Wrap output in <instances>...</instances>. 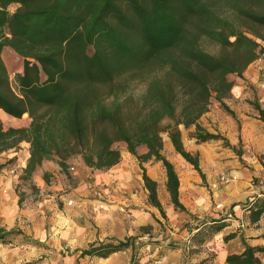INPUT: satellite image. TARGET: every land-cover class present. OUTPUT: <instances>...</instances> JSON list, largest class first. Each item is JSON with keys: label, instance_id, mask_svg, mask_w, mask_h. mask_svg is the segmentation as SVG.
Returning a JSON list of instances; mask_svg holds the SVG:
<instances>
[{"label": "crops", "instance_id": "0c3cea01", "mask_svg": "<svg viewBox=\"0 0 264 264\" xmlns=\"http://www.w3.org/2000/svg\"><path fill=\"white\" fill-rule=\"evenodd\" d=\"M261 63L258 58L241 76L227 75L224 86L228 95L220 99L213 97L210 110L200 118L201 126L217 135L216 138L199 140L196 126H181L184 147L197 159L198 168L180 153L174 159H167L178 174L179 201L185 209L172 202L166 170L159 161H154L147 175L158 184L163 211L150 204L144 179H133L132 169L125 163L112 166L106 173L93 174L96 184L110 187L111 197L102 200L87 189L86 176L82 173L76 176L73 190L60 193L67 185L62 169L53 161H45L38 172L37 186L42 194L51 190L53 195H43L42 200L22 205L18 179L6 167L14 156L24 160L22 164L26 167L29 150L2 151L0 227L7 232L17 229L21 233H11L6 243H0V264L36 261L37 264H230L228 256L241 254L246 244L264 248ZM9 118L0 109V122L5 129ZM187 131L195 133L189 136ZM165 144L168 150L174 147L170 138ZM42 170L55 176L53 184L44 181ZM135 185L141 188L138 201L126 196ZM193 216H198L201 223L188 243L191 232L185 224L192 222ZM214 224L222 226L211 227ZM208 228L212 231L207 233ZM143 233L149 236L148 241L142 239ZM128 237H137L135 252L129 247L106 255H82L93 242L118 243ZM258 256L264 263V251Z\"/></svg>", "mask_w": 264, "mask_h": 264}, {"label": "trees", "instance_id": "16d2710c", "mask_svg": "<svg viewBox=\"0 0 264 264\" xmlns=\"http://www.w3.org/2000/svg\"><path fill=\"white\" fill-rule=\"evenodd\" d=\"M13 4L18 8L12 13L9 7ZM220 4L227 10L220 12ZM10 24L39 28L54 39L81 32L82 42L67 38L61 40L62 46L66 55L85 68L99 84L101 90L95 105L110 115L131 112L152 94L155 96V114L161 125L148 143L166 168L167 190L172 202L185 209L179 201L178 174L161 153L163 139L160 134L167 132L175 149L198 168L197 159L184 147L181 126H196L199 140L217 137L201 126L200 118L210 110L213 97L220 99L228 95L224 86L226 76H241L259 58L263 50L261 42H264V0H0V52L9 43L7 29ZM85 45L93 47L92 56L88 55ZM151 53L157 57L154 68L138 70L139 64ZM44 56L45 70L58 74L59 70L48 66L58 68L52 60L53 55ZM5 82L0 63V109L20 116L23 107L16 96L6 90ZM138 82H149L145 95L130 91ZM32 95L50 110L75 103L65 111V119L71 126L72 148L84 153L88 166L109 169L120 162L118 148L109 146L93 152L91 143L85 139V115L76 104L79 99L68 98L62 89L47 86L34 87ZM32 105L33 102H28L24 106L29 109ZM259 110L264 120V111ZM30 128L35 129L33 123ZM28 131L25 128L5 130L0 124V153L12 144L13 138L19 140ZM62 138L50 137L49 133L43 138L38 135L31 138L32 154L26 171L52 158L53 154L63 156L69 139ZM60 164L65 167L64 163ZM144 181L149 192L148 201L163 211L157 182L147 174ZM192 219L201 222L198 216ZM221 226L214 225L215 228ZM0 232L5 233L2 238L12 233L2 227ZM136 239L128 237L118 243L96 241L83 250L82 255H106L129 247L135 252ZM262 251L264 248L246 244L244 252L229 255L227 261L230 264H264L258 256Z\"/></svg>", "mask_w": 264, "mask_h": 264}, {"label": "rangeland", "instance_id": "374dc122", "mask_svg": "<svg viewBox=\"0 0 264 264\" xmlns=\"http://www.w3.org/2000/svg\"><path fill=\"white\" fill-rule=\"evenodd\" d=\"M17 8L18 5L13 4L9 7V10L13 13ZM218 10L224 12L227 10V7L220 4L218 5ZM7 35L9 37V43L0 52L1 70L5 76L6 90L16 96L20 105L23 107V112L20 116L10 115L9 122L5 124L7 129L25 128L29 131L28 134L23 133L25 138L23 135L19 140L13 138L12 144L3 151L13 149L15 153H18L20 150L28 148L30 156L27 160V167L32 154L31 138L36 135L43 138L45 133H49L50 137H63L62 139H66V141L67 138L69 139L63 156L58 153L53 154L54 156L52 158L38 162L34 169L28 172L25 167L23 172L19 174V177L16 178L18 179L17 191H19L18 195L20 196L21 204L23 205V203L28 201L42 200L43 195H53L51 190H45L42 194V189L37 186L39 182L38 172L40 171V166L45 161H53L56 163V167L59 165L58 168L60 167L62 169L61 171L63 172V177H65L67 185L64 186V189L60 193L64 194L65 192L68 193L73 190L76 186L75 179L78 174L82 173L86 176L87 184L89 181L95 182V178L93 177L95 172L106 173L108 171V169H98L88 166L84 160V153L76 152L72 148L71 126L65 119V111L75 103H70L66 107L50 110L47 106L39 104L37 98L32 95L34 87L47 86L53 87L54 90L60 88L62 89V93H66L68 98L76 97L79 99L76 104L85 115V139L91 143L93 152L97 153L103 147L109 146L118 148L121 151V160L119 163H125L127 167L132 169L133 179L139 180L140 177L144 179V175L147 174L148 169L150 170L154 161H159L155 156L154 150L148 143V139L157 133L159 125H161L158 116L155 114V96L152 94L146 102L140 103L131 112L110 115L95 105L97 96L101 90L99 84L85 68L76 65L66 55L62 46V41L67 38H73L76 41L82 42L81 32H75L70 37L54 39L51 34L39 28H25L20 25L10 24L7 29ZM85 46L88 55L92 56L94 54L93 47L90 45ZM208 49L212 50V47H208ZM45 54L53 55L52 60L58 68L56 69L50 64L48 66L53 70H59L60 72L58 74L48 73L45 70V62H43ZM156 58V54L151 53L139 64L138 70L150 71L154 68L153 65L156 63ZM148 86L149 82L134 83L130 91H134L137 95H145ZM28 102H33V105L29 109H26L24 105ZM32 123L35 129L30 128ZM0 124L5 127L2 122ZM187 133L189 136H192L195 132L187 131ZM160 135L163 139L162 155L169 160L174 159L179 152L172 146L173 143L171 144V150H168L166 147L165 142L170 138L168 133L161 132ZM14 157L8 160L7 169L17 162L21 165L24 163V160H18V156ZM60 163H64L65 167ZM72 167H74V170H72ZM161 167L166 170L163 162L161 163ZM54 170L56 171L57 168ZM48 172V170H42V177L45 182L53 184L55 182V176ZM135 174H137V177ZM87 189L91 191L88 186ZM140 192L141 188L135 185L129 188L126 196L129 195L133 198L131 200L138 201ZM97 198L99 199V197ZM200 223L198 220L192 219V222L186 223L185 226L189 232H194V229ZM214 225H211V227H214ZM206 231L208 233L212 229L208 228ZM12 233L20 234L21 231L15 229L12 230ZM3 234L5 233L0 232V243H6L8 241L6 239L7 235H4V238L1 237ZM140 241L142 242V240ZM37 262H34V264H37Z\"/></svg>", "mask_w": 264, "mask_h": 264}, {"label": "built area", "instance_id": "2783aa9c", "mask_svg": "<svg viewBox=\"0 0 264 264\" xmlns=\"http://www.w3.org/2000/svg\"><path fill=\"white\" fill-rule=\"evenodd\" d=\"M261 44H262L263 50L261 51L260 56H259V59H261V61H262L261 65H260V75H261V77L264 78V42H261ZM24 168H25L24 164L21 165L19 162H17V163L10 166V168L8 169V173L12 177L18 178L19 174L21 172H23ZM72 170H74V167H72ZM87 186L96 197H99V199L104 200V199H109L111 197V194L109 191L110 187H108V186L96 184L93 181H89L87 183ZM191 234H193V232L190 233V236L188 238V243L191 242V238H192ZM142 239L144 241H148L149 236L147 234H145V235H143ZM147 264H151V263H147Z\"/></svg>", "mask_w": 264, "mask_h": 264}]
</instances>
